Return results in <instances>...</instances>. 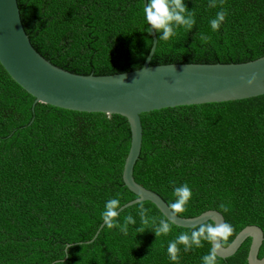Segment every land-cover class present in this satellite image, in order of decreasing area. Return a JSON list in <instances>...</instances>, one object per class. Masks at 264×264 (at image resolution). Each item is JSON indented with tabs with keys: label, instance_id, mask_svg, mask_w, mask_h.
<instances>
[{
	"label": "trees",
	"instance_id": "16d2710c",
	"mask_svg": "<svg viewBox=\"0 0 264 264\" xmlns=\"http://www.w3.org/2000/svg\"><path fill=\"white\" fill-rule=\"evenodd\" d=\"M196 24L168 41L157 40L150 66L240 64L264 56V0H185ZM25 33L49 63L77 75L106 76L142 68L152 36L143 0H17ZM226 21L213 32L221 8ZM201 34L209 39L204 42ZM157 37V36H156ZM0 65V264H202L211 245L169 259L168 243L182 232L172 224L156 237L141 225L138 204L122 210L137 225L125 236L104 222L105 202L119 194L122 206L136 199L122 181L130 128L119 115L81 113L38 103ZM142 147L133 177L174 202L173 183H188L192 200L179 217L215 210L234 232L264 235V95L223 103L167 108L140 116ZM227 202L223 213L219 204ZM156 223L164 216L150 202ZM172 209V208H171ZM175 212L174 209H172ZM145 230L144 232H142ZM82 243V244H80ZM250 239L218 264H248ZM264 257V240L258 258Z\"/></svg>",
	"mask_w": 264,
	"mask_h": 264
},
{
	"label": "water",
	"instance_id": "95a60500",
	"mask_svg": "<svg viewBox=\"0 0 264 264\" xmlns=\"http://www.w3.org/2000/svg\"><path fill=\"white\" fill-rule=\"evenodd\" d=\"M146 0H143V6ZM150 52L142 68L120 74L77 75L49 63L31 45L20 17L17 0H0V65L9 77L34 98L36 104L81 112L124 117L130 128V147L124 162L122 181L142 202H150L174 226L193 228L214 220L225 222L221 213L206 211L192 218L173 215L170 206L155 192L139 185L133 177L142 147L140 116L152 111L182 106L223 103L264 95V56L238 64H168L150 66L157 46L155 33ZM256 74L249 85L247 80ZM137 204V198L122 206ZM100 225L92 243L105 225ZM250 239L248 264H264L259 259L263 231L257 226L242 229L234 240L218 253L221 259L233 256L246 239ZM82 244V243H80ZM67 245L66 251L69 247ZM66 259V258H65ZM53 264V263H52Z\"/></svg>",
	"mask_w": 264,
	"mask_h": 264
},
{
	"label": "clouds",
	"instance_id": "9594fccd",
	"mask_svg": "<svg viewBox=\"0 0 264 264\" xmlns=\"http://www.w3.org/2000/svg\"><path fill=\"white\" fill-rule=\"evenodd\" d=\"M208 7H217V0H208ZM194 9L189 10L185 0H146L143 7V18L147 22L149 34L155 33L157 40L168 41L177 35V29L183 28L190 32L196 24ZM228 10L221 8L217 11L214 18L209 23L213 32H218L226 21ZM201 40L206 42L209 37L201 34ZM256 80V74L247 80L249 85ZM173 183L174 202L171 208L175 210L173 215L185 211L186 206L192 200L193 191L188 183L175 185ZM142 195L137 196V214L140 223L146 226V229L152 230L156 237L168 235L172 230V221L170 219H161L156 223L155 218L151 217V209L143 204ZM219 209L223 213L229 212L230 205L227 202L219 204ZM122 202L119 194L116 197L109 198L104 205L102 218L108 228H118L125 236L129 234V225L136 226V218L128 214L124 217L121 224L119 216L122 212ZM143 230L142 232H144ZM234 232L233 226L228 222L216 223L214 220L200 223L192 228L191 232H182L175 239L168 243L169 259L173 262L179 261L180 245H183L185 252L194 248L204 247V242H208L211 247L207 254L201 257L202 264H218V253L223 249L225 242L229 240ZM69 253L64 246L63 255L60 259L53 261V264H65V257Z\"/></svg>",
	"mask_w": 264,
	"mask_h": 264
}]
</instances>
